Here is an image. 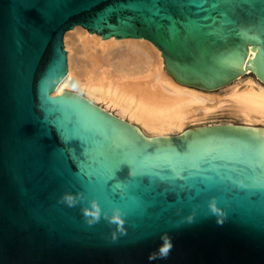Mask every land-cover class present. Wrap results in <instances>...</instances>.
Wrapping results in <instances>:
<instances>
[{"label": "water", "instance_id": "1", "mask_svg": "<svg viewBox=\"0 0 264 264\" xmlns=\"http://www.w3.org/2000/svg\"><path fill=\"white\" fill-rule=\"evenodd\" d=\"M154 44L202 95L264 84V0H0V264H264V128H144L66 91L64 37Z\"/></svg>", "mask_w": 264, "mask_h": 264}, {"label": "bare ground", "instance_id": "2", "mask_svg": "<svg viewBox=\"0 0 264 264\" xmlns=\"http://www.w3.org/2000/svg\"><path fill=\"white\" fill-rule=\"evenodd\" d=\"M73 32L82 50L76 48V34L71 39L66 34L74 41L65 40L69 78L54 94H81L139 124L152 137L185 135L186 125L205 121L218 109L249 125L264 123V84L252 74L224 95H202V89L184 88L165 73L163 56L154 44L102 40L83 28Z\"/></svg>", "mask_w": 264, "mask_h": 264}, {"label": "rangeland", "instance_id": "3", "mask_svg": "<svg viewBox=\"0 0 264 264\" xmlns=\"http://www.w3.org/2000/svg\"><path fill=\"white\" fill-rule=\"evenodd\" d=\"M69 33H71V34H69ZM69 33H67V35L69 36V39H71L72 38V34H74L75 32H73V30L71 31V32H69ZM76 34V33H75ZM68 36H66L65 35V37H64V42H65V40L67 39V40H69L68 39ZM71 37V38H70ZM73 37H75L74 38V40H79L78 39V37H77V34L74 36L73 35ZM66 40V41H67ZM73 40V39H72ZM75 41V42H77V43H75V45H77L76 46V48L78 47V45H80L81 46V42L80 41ZM70 41V43L71 42H73L74 43V41H71V40H69ZM74 44H73V46H75ZM78 47V48H80L81 49V47ZM65 47H66V42H65ZM67 50V49H66ZM82 50V49H81ZM68 51V50H67ZM80 58H83L81 55H80ZM253 76L252 75H250V74H248V75H245L244 76V81H242V82H240L238 85H242L245 81H246V79H249V78H252ZM242 83V84H241ZM227 89H224V90H220V91H216L215 93L216 94H219V95H224V93H225V91H226ZM218 92V93H217ZM214 93V92H213ZM224 109H221V110H216L215 111V113L214 114H212L211 116H210V118H208V119H206L205 121H202V122H192V123H190L189 125H186L185 126V128H184V130L185 129H188V128H190V127H198V126H205V125H221V124H224V125H230V126H255V127H263L264 128V123H260L259 122V124L257 123V124H253V125H249V124H246L245 122H243V121H241V120H239V119H237L236 117H234V115H232V114H230L229 113V111L227 112V110H225V111H223ZM109 112H111V113H113L114 115H116V116H118V117H120L119 115H118V113L115 111V110H108ZM217 112V113H216ZM121 118V117H120ZM125 120H128L127 118H124ZM133 125L136 127V128H141V126L139 125V124H137V123H134L133 122ZM146 134V133H145ZM146 138L147 139H152V138H154V137H152V136H150V135H147L146 134Z\"/></svg>", "mask_w": 264, "mask_h": 264}, {"label": "snow or ice", "instance_id": "4", "mask_svg": "<svg viewBox=\"0 0 264 264\" xmlns=\"http://www.w3.org/2000/svg\"><path fill=\"white\" fill-rule=\"evenodd\" d=\"M177 3H178V4L181 3V0H177Z\"/></svg>", "mask_w": 264, "mask_h": 264}]
</instances>
